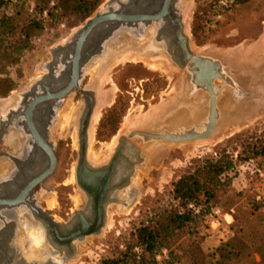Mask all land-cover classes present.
<instances>
[{
	"label": "rangeland",
	"instance_id": "rangeland-1",
	"mask_svg": "<svg viewBox=\"0 0 264 264\" xmlns=\"http://www.w3.org/2000/svg\"><path fill=\"white\" fill-rule=\"evenodd\" d=\"M101 1L88 19L78 21L58 10L54 0L48 6L41 5L40 0H10L0 12V19L14 18L10 24L13 34L3 36L0 30V55L5 50L12 52L15 49L22 29L32 21H42L43 29L31 39L29 49L15 54L16 63L0 56V80L9 79L14 84L12 92L4 98L0 96V117L7 113L3 109L5 104L9 108L15 105L22 93L45 74L44 65L52 60V50L67 44L109 0ZM214 1L182 0L183 21L191 48L197 53L218 54L252 63L247 68L252 76L254 98L243 104L239 115L226 113L212 139L179 144L157 143L150 145L149 150L142 148L146 163L136 168L132 180L133 202L127 207L112 205L101 233L79 245L76 255L66 264H144L143 257L149 259V255L138 244V230L149 223L155 224L165 212L178 207L174 199V183L203 166L205 161L219 159L223 153L230 155L237 166L223 178L227 182L218 192V207L207 219L200 218L196 227L176 233L168 242L169 247L162 248L152 264L172 261L194 264L200 251L206 255L207 264L215 263L219 260L218 249L226 244L237 252L250 253L254 262L264 264V180L249 176L243 161H238V157L245 159L249 153L252 155L253 148L264 142V0L238 4L221 19L207 15ZM52 14L54 18H51ZM131 44L128 45L133 48L138 46ZM110 56L113 57L111 61L100 59L92 64L84 80V84L96 85L98 102L101 97L111 101L109 106L100 109L101 117L89 135L88 159L95 166L111 159L115 151H110L113 141L117 140L118 144L121 137L147 129L150 122L165 115L172 97L176 95L183 99L192 90L185 72L164 55H144L141 50L128 49L115 55L110 53L108 58ZM153 61L161 66L150 67L148 64ZM217 83L221 84V81ZM200 102L204 105V100ZM112 109H115L116 116L113 125L107 122L106 114ZM191 119L200 118L193 116ZM71 120L66 132L63 124L61 126L59 122L57 126L59 169L55 182L47 186L48 194L44 197L51 207L63 206L67 203V194L76 196L78 192L75 184L78 148L73 145V135L78 133L71 129ZM69 170L70 173L66 172ZM63 182L65 186L60 185ZM74 203L78 207L79 198ZM231 209L236 210L232 231L227 229L224 238L217 233L214 239H208L212 237V231L220 229L215 225L222 210Z\"/></svg>",
	"mask_w": 264,
	"mask_h": 264
},
{
	"label": "water",
	"instance_id": "water-1",
	"mask_svg": "<svg viewBox=\"0 0 264 264\" xmlns=\"http://www.w3.org/2000/svg\"><path fill=\"white\" fill-rule=\"evenodd\" d=\"M181 3L182 0H109L100 12L86 21L67 44L52 50V61L44 66V71L52 72L54 67L72 63V83L69 88L63 90L61 93L63 96L72 87L78 88L77 84L81 78V64L87 66L104 59L108 48L120 38H125L133 45H138L134 49L143 51L144 55L149 53L164 55L173 65L185 72L192 90L183 99L181 98L180 103L172 110L173 113H181V117L175 120L176 116H172L173 113L165 114L163 117L150 122L147 129L133 131L129 135L121 137L113 156L106 165L110 178L115 172L116 166L121 164L125 166L127 163H132L133 167L130 173L134 177L136 168L146 163V157L142 151L145 146L157 143L179 144L212 139L216 134L218 124L226 117V113H231L221 108L223 99L228 103L238 102L243 105L254 98L251 92L253 87L252 76L250 69L247 68L252 63L227 59L218 54L193 51L189 36L186 34ZM171 8L179 13L176 43L171 42L170 33L166 32V29L164 30V22ZM141 43H143L142 46ZM223 59H227L226 64L222 61ZM48 79L49 82H52L50 78L43 77L41 81L31 84L22 93L21 105L28 99L34 100L27 110V116L36 103L48 99V96L36 97L34 94L38 87L48 92L49 87L42 85V82L47 83ZM218 81H221V84H218ZM198 94L202 95L199 96ZM90 95L87 94L86 108L77 131L79 143L75 179L79 187L83 189L87 184L84 186L81 173L83 171L95 173L98 170L89 163L88 159L89 129L96 107L95 100ZM201 100H204V105L201 104ZM198 103L202 107V115L199 120L174 124V121H180L192 115V111ZM8 106L5 104L3 107L7 110L6 115L0 117V141L7 130L15 128L13 122L22 115L19 110H13ZM158 120L160 122L157 123ZM169 120H172L171 124H168ZM55 166L56 160L53 158L47 173L32 181L24 194H29L37 184L43 182L53 172ZM117 176L118 173L112 179L116 180ZM133 193H135L134 190ZM24 196L14 203L22 202ZM111 203L123 205L118 200H111ZM5 204L7 201L0 200V206ZM100 233L101 231L94 233L77 232L69 240L80 241L85 236L92 234L97 236ZM39 259L41 258L32 259V264H40ZM28 260L22 259L21 261L28 264Z\"/></svg>",
	"mask_w": 264,
	"mask_h": 264
},
{
	"label": "flooded vegetation",
	"instance_id": "flooded-vegetation-1",
	"mask_svg": "<svg viewBox=\"0 0 264 264\" xmlns=\"http://www.w3.org/2000/svg\"><path fill=\"white\" fill-rule=\"evenodd\" d=\"M178 17L179 13L171 8L164 22V30L170 33L171 42L175 43ZM91 65L81 64L78 88L72 87L63 96V90L72 83V63L54 67L52 72L45 71L35 82L43 77L50 78L52 82L49 79V83L42 82L49 90L45 92L38 87L34 94L36 97L48 96V99L36 103L28 116L27 110L34 100L28 99L21 105V98L10 107L19 110L22 115L13 122L15 128L7 130L0 141V200L7 201V204L0 206V264H26L21 261L24 258L29 259L28 264H32V259L37 257L41 258L40 264H66L76 255L79 245H84L88 238L96 235L85 236L80 241H70L71 236L77 232L102 231L109 209L115 205L111 200L120 201L124 205L122 207L133 202L132 163L116 166L110 178L106 167L108 162L93 165L98 169L95 173L83 171L81 180L84 186L87 184L86 187H79L75 179L77 195L67 194V203L63 206L57 204V207H51V203L44 199L48 194L46 188L55 182L59 169V144L56 139L59 136L58 123H62L59 114L71 103L75 109L71 129L78 131L88 100L87 94L93 96L98 107L96 85L84 84ZM53 158L56 160L53 172L25 195L28 185L47 173ZM116 173L117 179H112ZM60 185L65 186V183ZM22 196L24 200L15 204ZM76 198L80 200L78 207L74 203ZM32 255L37 257L27 258Z\"/></svg>",
	"mask_w": 264,
	"mask_h": 264
},
{
	"label": "trees",
	"instance_id": "trees-1",
	"mask_svg": "<svg viewBox=\"0 0 264 264\" xmlns=\"http://www.w3.org/2000/svg\"><path fill=\"white\" fill-rule=\"evenodd\" d=\"M53 0H40L41 5L48 6ZM57 1V9L64 15L69 14L78 21L88 19L100 6L101 0H54ZM248 0H236V5L244 3ZM10 0H0V12L6 8ZM214 1L207 12V15L216 18ZM55 15L52 14L51 18ZM209 17V18H210ZM212 19V18H211ZM14 18L3 17L0 19V30L3 36L12 35L13 30L10 24ZM43 29L42 21H32L22 29V36L17 40V46L12 52L3 51L0 55L9 62L16 63L15 54L27 50L30 47L31 39ZM11 60V61H10ZM14 89L11 80H0V96L6 97ZM115 109L109 110L107 114V122L114 124ZM243 159L238 157V161H243V166L257 167L264 166V142L259 147H254L253 151ZM237 163L233 158L223 153L217 160H207L204 165L197 168L193 173L181 177L174 187V199L178 203V207L167 211L155 224L149 223L145 227L138 230V244L142 247L145 254L149 255V259L143 257L144 264H152L157 253L164 247H169L168 242L171 241L176 233L184 229H191L198 225L200 218L207 219L212 212L218 207V192L227 181L223 178L230 172L236 170ZM193 205L194 209L190 206ZM219 260L210 264H259L253 261L252 256L248 252H237L229 244L223 245L218 249ZM173 258V255L171 253ZM207 258L204 253L198 254L194 264H207ZM264 262V260H263ZM262 262V263H263ZM110 264H118L111 262ZM168 264H175L170 262Z\"/></svg>",
	"mask_w": 264,
	"mask_h": 264
},
{
	"label": "bare ground",
	"instance_id": "bare-ground-1",
	"mask_svg": "<svg viewBox=\"0 0 264 264\" xmlns=\"http://www.w3.org/2000/svg\"><path fill=\"white\" fill-rule=\"evenodd\" d=\"M128 44H129V42L125 38H120L117 42H115L114 44H112L108 48L106 57L104 59H107V61H111L113 59V57H111L112 55L108 58V56H109L110 53L115 55V53H117L119 51H128V49H134L133 46H129ZM148 65L150 67H155V68L161 66L160 63H156L154 61L152 63L150 62ZM98 104H99L98 105V108L96 107L97 108V111L95 110L96 112H94L95 114L93 115L92 123H91L90 130H89V135H90L91 131L93 132V130L95 129V127H96V125H97V123H98V121H99V119L101 117V110L100 109L102 107L109 106L111 104V101L109 102V100H107L105 97H101V100H100V102ZM199 109H202L200 103H198V105H196L194 107V110L192 111V115H190L189 117L183 118L180 121L179 120L178 121H174V124H178V123H182V122L196 121L195 119H191V117H193V116H199V118H201V115L202 114L200 113ZM74 110L75 109H73V106L70 103L69 106L66 109H64L63 112L60 114V117L62 118L61 126L63 124V130H64V132L67 131L69 122H70V120L72 119V117L74 115ZM158 122H160V121H158ZM77 135L76 134L73 135V145H74L75 148H78V143H79V140H78ZM116 145H117V140L113 141V143L110 146V151L112 153H113ZM144 149L145 150L146 149L149 150V149H151V147L150 146H145ZM92 153L93 152H91V157L93 155ZM94 157H95V155H94ZM94 157H92V159H94L96 161L97 158L96 157L94 158ZM31 257L32 258H36L37 256L36 255H32V256L27 257V258H31Z\"/></svg>",
	"mask_w": 264,
	"mask_h": 264
},
{
	"label": "crops",
	"instance_id": "crops-1",
	"mask_svg": "<svg viewBox=\"0 0 264 264\" xmlns=\"http://www.w3.org/2000/svg\"><path fill=\"white\" fill-rule=\"evenodd\" d=\"M222 61L225 64L227 63V59H223ZM180 101H181V97H178L176 95H175V97H172V99L169 100V103H168L169 106H167V108H166V110L167 109L168 110H167V112H165V114H169V113L172 114L173 113L172 110L175 109L176 105L179 104ZM242 106L243 105L241 103H238V102H229L228 103V102L224 101V99L221 101V108L224 111H225V109H229L231 111V113L233 115H235V116H237V115H239L241 113ZM172 116H176V118H174L176 120V119L181 117V113H179V112L177 114L173 113ZM174 119H173V121H174ZM171 123H172V120H169L168 124H171ZM221 125H222V122H220L218 124L217 131L220 128ZM217 131H216V134H217ZM234 209H231L229 211L222 210V212L220 213L221 214V218L219 220H217V224L215 225V227L219 226L220 229L217 232H213L212 231L211 232L212 233V237L208 238V239H214L215 238V234H217V233L221 234V238H224V236H226L224 233L227 231V229H229V231H232V226L235 223L234 215L236 214V210H234ZM207 241H209V240H207Z\"/></svg>",
	"mask_w": 264,
	"mask_h": 264
},
{
	"label": "built area",
	"instance_id": "built-area-1",
	"mask_svg": "<svg viewBox=\"0 0 264 264\" xmlns=\"http://www.w3.org/2000/svg\"><path fill=\"white\" fill-rule=\"evenodd\" d=\"M236 6V0H216L215 11L217 13L216 18L221 19L226 13H229ZM247 173L251 177H259L264 180V166L247 167ZM260 197H258V200ZM193 208V206H190Z\"/></svg>",
	"mask_w": 264,
	"mask_h": 264
}]
</instances>
